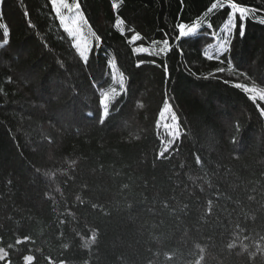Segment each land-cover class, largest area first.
Returning a JSON list of instances; mask_svg holds the SVG:
<instances>
[{"label":"trees","instance_id":"1","mask_svg":"<svg viewBox=\"0 0 264 264\" xmlns=\"http://www.w3.org/2000/svg\"><path fill=\"white\" fill-rule=\"evenodd\" d=\"M216 2L77 0L86 55L0 0V264H264V0L243 39Z\"/></svg>","mask_w":264,"mask_h":264},{"label":"snow or ice","instance_id":"2","mask_svg":"<svg viewBox=\"0 0 264 264\" xmlns=\"http://www.w3.org/2000/svg\"><path fill=\"white\" fill-rule=\"evenodd\" d=\"M53 2H56V0H53ZM65 3H69V0H65ZM217 9L223 10V16L227 17V22H228V33L229 37L231 36L234 28L236 25L233 23V19L237 16L240 17V22H239V35L240 38L243 39L245 36V29H246V22L248 20V13L251 11L249 8L245 7L242 5V3L236 2V0H217L216 3H213L211 7L208 9V11H215ZM59 7L57 8V11H59ZM200 27V23L197 22L196 24L192 25L189 27L185 23H180L178 25L179 28V33L178 36L179 38H186L188 39V42H191V37L193 36L194 33H196L197 28ZM209 28H211V24L208 25ZM133 40L138 39V35L132 37ZM229 42V39H225L224 44H221V51L226 52L228 49L225 47V44ZM170 50L169 49V40L166 38L163 40V47H161L156 55H162L165 54L166 51ZM136 53H149V49L147 47H138L135 49ZM211 59V57H209ZM142 63V62H141ZM139 66V65H137ZM219 71H223V69H219ZM236 87L238 88H244L245 90L257 94H264L260 93L259 90L257 89L256 86H246V85H241L237 84Z\"/></svg>","mask_w":264,"mask_h":264},{"label":"rangeland","instance_id":"3","mask_svg":"<svg viewBox=\"0 0 264 264\" xmlns=\"http://www.w3.org/2000/svg\"><path fill=\"white\" fill-rule=\"evenodd\" d=\"M55 7H59V15L66 27L76 37V42L84 54H88L92 48L94 40V32L88 25L77 0H69V3H65V0H56ZM248 15V14H247ZM198 29V28H197ZM228 33V30L226 31ZM217 48H221V44L216 45ZM119 79V73L117 72ZM164 120L166 127L172 132L176 133V123L173 115L170 113V109L167 108L164 111ZM167 122V123H166Z\"/></svg>","mask_w":264,"mask_h":264}]
</instances>
